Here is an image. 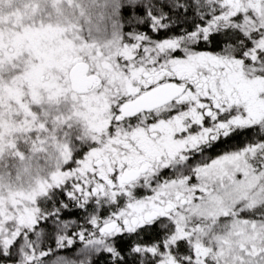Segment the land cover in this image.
I'll use <instances>...</instances> for the list:
<instances>
[{"label":"snow or ice","instance_id":"snow-or-ice-1","mask_svg":"<svg viewBox=\"0 0 264 264\" xmlns=\"http://www.w3.org/2000/svg\"><path fill=\"white\" fill-rule=\"evenodd\" d=\"M0 264H264V0H0Z\"/></svg>","mask_w":264,"mask_h":264}]
</instances>
